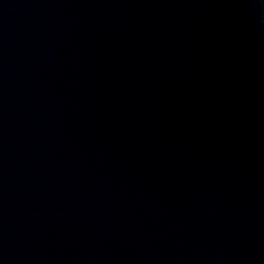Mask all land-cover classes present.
I'll return each mask as SVG.
<instances>
[{"label": "water", "instance_id": "water-1", "mask_svg": "<svg viewBox=\"0 0 264 264\" xmlns=\"http://www.w3.org/2000/svg\"><path fill=\"white\" fill-rule=\"evenodd\" d=\"M0 264H264V0H0Z\"/></svg>", "mask_w": 264, "mask_h": 264}]
</instances>
